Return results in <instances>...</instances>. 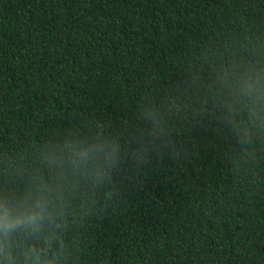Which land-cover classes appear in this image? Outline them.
I'll list each match as a JSON object with an SVG mask.
<instances>
[{"label":"trees","instance_id":"16d2710c","mask_svg":"<svg viewBox=\"0 0 264 264\" xmlns=\"http://www.w3.org/2000/svg\"><path fill=\"white\" fill-rule=\"evenodd\" d=\"M240 57L264 0H0V187L102 125L153 149L70 198L69 264H264V135L238 142L216 86Z\"/></svg>","mask_w":264,"mask_h":264},{"label":"clouds","instance_id":"9594fccd","mask_svg":"<svg viewBox=\"0 0 264 264\" xmlns=\"http://www.w3.org/2000/svg\"><path fill=\"white\" fill-rule=\"evenodd\" d=\"M216 86L238 142L253 144L264 135V60L237 58ZM152 149L142 138L129 153L102 125L41 148L25 187H0V264H69L63 220L70 198L85 184L110 183L126 160L146 163Z\"/></svg>","mask_w":264,"mask_h":264}]
</instances>
